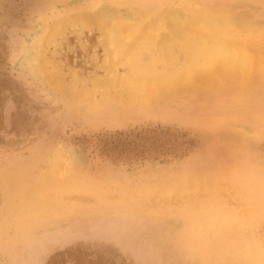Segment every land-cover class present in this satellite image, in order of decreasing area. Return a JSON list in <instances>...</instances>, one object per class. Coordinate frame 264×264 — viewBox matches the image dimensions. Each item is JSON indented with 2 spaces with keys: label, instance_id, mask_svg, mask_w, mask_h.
Masks as SVG:
<instances>
[{
  "label": "rangeland",
  "instance_id": "374dc122",
  "mask_svg": "<svg viewBox=\"0 0 264 264\" xmlns=\"http://www.w3.org/2000/svg\"><path fill=\"white\" fill-rule=\"evenodd\" d=\"M108 8L120 10L116 15H122V19L116 16L109 21V27L105 26L109 32L106 34L95 19ZM242 12L251 13L253 16L248 17L260 24L257 26L251 19L254 23L249 21L251 28L245 26L249 30L244 27L247 32L239 31L241 36L246 42L248 38L263 39L264 0H0V264H264V178L254 173L260 170L264 175V160L261 161L264 159V125L253 131L241 125L239 131L223 136L221 132L208 130L205 124L196 125L194 116L183 107L154 113L144 105H137L136 113L125 116L102 113L103 116L95 109L97 102L109 92L105 97L116 99L120 98L117 93L121 89L129 90L127 96L124 93L120 98L126 102L140 101L147 94L144 89H134V85L124 84L128 86L123 87L121 79L127 76L126 67H117L111 74L106 70L113 56L117 61L118 56L113 54L119 53L118 49L125 46L121 44L126 40V45L132 42V47L121 52L126 55L123 58L136 52L141 44L160 38L157 30L163 29L157 26V16L159 19L176 13L184 22L189 15L204 24L208 16L228 19ZM55 22H59L58 26ZM231 28L238 26L233 22ZM256 29L258 32H253ZM105 39L109 41V53H105L101 44ZM250 56H243L242 61ZM241 58L239 64L244 63ZM199 60L204 61V58ZM246 61L245 65L249 62ZM262 70L255 69L264 73ZM111 75L121 77L116 88L109 91L101 88V82L108 81ZM151 82L149 86H153ZM65 101L76 105L65 107ZM90 103L95 110L92 116L84 117L79 107ZM256 109L262 110L260 105ZM41 163L57 166L52 169L57 178L64 176V169L65 175L75 171L100 185L104 183L102 189L107 192L112 188L110 184L105 185V180L106 183L140 181L139 184L152 191L160 185H182L193 179L201 182L204 190L205 186H215L216 193L206 190L204 195H217L235 219L224 225H213L209 216L201 221L191 217L195 224L176 218L171 219L170 224L162 220H121L113 215H93L88 213L87 207H79L76 215L69 217L70 222L63 224L64 228L54 225L46 231L42 220L39 216L33 217L31 210L35 209L41 216L43 208L53 201L48 204L42 199L33 202L30 208H23L25 196L2 193L4 173L9 168L13 176H20L19 170L27 172ZM71 186L75 193L85 191L79 183ZM67 190L70 189L53 191L54 198H61ZM153 192L157 195L155 190ZM170 193L179 194V198L183 194L192 196L189 190L182 188ZM54 214L55 211L52 218ZM60 218L58 213L55 221L60 222Z\"/></svg>",
  "mask_w": 264,
  "mask_h": 264
},
{
  "label": "bare ground",
  "instance_id": "6f19581e",
  "mask_svg": "<svg viewBox=\"0 0 264 264\" xmlns=\"http://www.w3.org/2000/svg\"><path fill=\"white\" fill-rule=\"evenodd\" d=\"M126 5H129V4H126ZM134 6L135 5H133V7ZM126 9L128 10V8ZM115 10L116 9H112V10H110L109 8L105 9L102 11L101 16L97 18V20L95 19V22H97V24H99L98 26L101 27L102 32L106 34L109 33L106 31L108 30V27H109L108 22L109 21L111 22V20L115 18L116 16H117L116 18L120 16V15H116L117 12H119L120 10L119 11L117 10V12ZM172 10L173 9H171L170 11ZM195 10L197 11L198 9H195ZM142 12L146 13L144 11ZM124 13H126V11L123 12V14ZM119 14H122V13L120 12ZM161 14L163 13L161 12ZM249 15L250 17L253 16V15L251 16V13ZM249 15H246L242 12L240 14H237L234 18H228V19H223V18L219 19L220 16H218V18H210L207 15L208 18L206 19L204 24H202L203 23L202 20H201L202 23H200L198 19L195 18L194 16L189 18V15H188V19L185 20L184 22L182 21L183 18L177 16L176 13H173V14L170 13V15H165L159 19H158V16L156 15L157 16L156 20H158V23L155 22V24L157 23V26L159 25L162 26V29H163V31L161 30L160 32L157 30L158 37L160 38L154 39V41L149 40L147 41L146 44H141L140 47L136 48L138 49V50H135L136 52H132L128 55V57L123 58L126 55L124 54L122 55L121 52L123 50L129 49L132 47V44H131L132 42L131 43L128 42V44L129 43L130 44L126 45L127 40L124 38L126 40V43L121 44V45H125V46H120V49H118L119 53L113 54L115 56L116 55L118 56L117 61H116V58L113 56L112 57L113 61L112 60L110 61V63L111 62L112 63L108 66L106 70L107 74H111L113 70L117 67H120V66L126 67L128 69V73L125 75L127 76L121 79V82H123L122 83L123 87L128 86V85L124 86V84H130V87L131 85L132 87L134 85L135 86L134 89L135 88L144 89L145 92L147 91V94L145 95V93L143 92L145 96L140 101H137L136 99L134 101L126 102L124 101V98H122L123 100H121L120 98L123 97L122 94L124 93L125 94L127 93L126 95L124 94L125 96H127L129 94V90L128 92H126V89L121 86V88L123 89H121L120 92L117 93V96H119L120 98H116V99L115 97L106 98L105 96L107 94L110 95V92L107 93V91L105 90L108 89L109 91L110 88L115 87L121 78L118 76L119 74L113 75V76L111 75L112 77L108 78V81L103 80L102 81L103 83L101 82L100 86L101 88L102 86L104 87L103 89L105 90L103 89L102 90L105 91L107 94L104 96V99L101 98V100H99L100 102H97L95 109H98L99 113L101 114L103 113L105 115L115 114L119 116H125V115L133 114L132 112L136 111L137 105H144L148 111H155L154 113H157L159 111H164L168 108L171 109V107L172 108L173 107L174 108L183 107L187 109L191 115L194 116L193 122L195 124L198 123V125L200 126H201L200 123L205 124L208 127V130H211L214 133L221 132L223 136L229 135L232 132L239 131V129L242 128L241 125H247V126H243V127H246L243 129L245 130L250 129L251 131L255 130L258 126L262 127V125H264V73L256 72L255 69L260 68L261 70L263 68L264 70V58H263L264 57L263 56L264 55V38L263 39L258 38V40H256V38L255 39L248 38L246 42L245 37L241 36L240 32H247L249 30V29L247 30V27L250 26L248 28H251L254 21L257 24V26L260 24L259 22H257L258 20L249 18L248 17ZM251 19L254 21L252 22ZM218 20L222 21V23L218 24L217 23ZM80 21L79 23H81ZM249 21L252 22V24L248 23ZM95 22L92 21L91 23H95ZM233 22L238 26V28L236 29L231 28L233 26ZM58 23L59 22H55L56 26H58L57 25ZM121 23H123L122 25H124V22H122V20H121ZM61 25L63 24L61 23ZM88 26H91V25H88ZM92 26H96V25L92 24ZM105 26H108L107 29H105ZM153 26L155 27V25ZM126 27H124V29H127ZM244 27L246 28L247 31L245 30ZM118 28L123 30L121 27H118ZM136 28L134 29L136 30ZM258 29L254 30L253 32L255 31L258 32ZM141 30L142 32L144 31L145 33V30L143 29ZM50 35H52V33ZM104 36L106 35L104 34ZM108 36L110 35L108 34ZM247 36H248V33H247ZM251 37H254V36H251ZM153 38H155V36ZM125 40L122 39V41L124 42ZM53 41L51 43H53ZM107 42H109L108 39H105L101 42L105 53L106 51L109 53L108 48H110V46L108 47ZM111 43L112 42H110V45ZM131 50H133V48L130 49L129 51ZM113 52H115V50ZM248 52L251 54H249ZM110 53L112 54L111 51ZM245 55H248V57L252 55V58L250 56V59L248 58L247 60L249 62L245 60L248 63L246 65L244 64L245 61H242V59L244 60L243 56ZM240 57H242L241 61L244 62L242 64H239L240 62H238L240 61ZM201 58H204V61L199 60ZM262 58L263 60H261ZM261 74L263 75L261 76ZM153 75L155 76L153 77ZM165 77L170 79V80L166 79L170 82L168 81L166 82L164 79ZM151 81H153V86H149ZM66 91L68 92L69 90H66ZM130 91L132 92V90ZM71 104L73 106L76 105L74 104L73 101H65L64 106L69 108V107H72ZM258 105H260V108L262 109L260 112L256 109ZM93 106L91 105V103L90 105L82 104L79 107L80 113L84 117L92 116V113L95 110ZM97 114L98 113H96V115ZM103 119H105V117L102 118L101 120ZM46 152H47V149H46ZM263 160L264 159H262L261 161L263 162ZM231 163L233 164L234 162H231ZM22 164H24V162L21 163L20 165ZM51 164H52V161H51ZM9 167H12V166L10 165ZM54 167L41 163L35 167H31L29 171L27 172L26 171L22 172V170H19L18 168V170L21 171L20 176H13V174H11L13 173L12 172L13 170L11 171L9 170L11 168L9 169L7 168L8 171L4 173V178H3L4 187H2L3 188L2 193L4 194V196H15V197L25 196L26 205L23 204L22 206L23 208L25 206L26 207L28 206L30 208L33 202H36V201L40 202L42 199L43 201L45 200L46 202H48V204L50 201H53V202H50V206L52 205L51 207L48 206L49 208L48 207L43 208L44 209L43 211H41L42 209L40 210L41 212H43L42 213L43 215L41 214V216L39 215L40 213L39 214L35 213V209L31 210L32 212H34L32 213L33 217L39 216V218L42 220L41 225L44 226L43 228L44 230L46 229V231L48 229H51L54 225L56 227L63 226L64 228L63 224L70 222L68 221L69 217L73 216L76 213V211H78L79 207L80 208L87 207L89 214H93V215L100 214V215H106V216L113 215L116 218H119L121 220L141 218V219H145L150 222L154 220H162V221H165L166 223L168 222L170 223L171 219L177 218L179 219V221H185L188 223L195 224V222L191 220V217L195 218L198 221H201V219L206 220L209 216V220H212L213 225H217V224L224 225V223H227L231 221L232 219L233 220L235 219L227 211L224 203L219 199V197H217V195L215 194H212L209 196L204 195L206 190L214 193L216 191L215 186L213 185L205 186L206 190H204L202 188V183L199 181L198 183H196L193 181V179L188 180V183H186L187 181L185 182V184L182 183V185L177 184V183L174 184V186L173 185L172 186L160 185V186H157L158 188L153 189L152 191L150 189H147L145 185L139 184L141 183L140 181H135V180L128 181L127 180L124 183H120V182H114V183L107 182L106 183V180H105L104 181L105 185L108 187V185L110 184L109 187L112 188V190H109L107 192L105 191V189H102V187L104 188V186H102L104 185V183L100 185L99 182L98 184L94 180H91L92 179L91 177H90L91 179L84 178L83 176L78 175L79 173L77 174L75 171H70L68 174L65 175L63 174L65 169L64 170L62 169L63 170L62 175L64 176L57 178L52 170ZM60 168H63V167H60ZM27 170H28V165H27ZM261 170H263V168ZM14 171H17V170H14ZM18 173L20 174V172ZM254 173L264 178V175L262 174L260 170H256ZM259 176L256 178H259ZM250 179H251V176H250ZM77 183H79L85 188V191L83 192V194H80V192L75 193L71 190V187H72L71 185H75ZM246 185H249V184H245L244 186ZM60 188H68L70 190L65 191V193L62 195L61 198L59 197L54 198L53 191H57ZM89 188L91 189L89 190ZM178 188L179 190L180 188H182L184 189V191L189 190L192 196L187 195V197H185L183 194L182 197H185V199H182V197L179 198L180 197L179 194H178L179 197L176 194L170 195L171 194L170 192H174ZM157 189H159L158 192H157ZM261 189L259 190L262 191ZM154 190L157 192V195L156 194L154 195V192H153ZM164 195H167L168 197ZM170 197L172 198L170 199ZM36 204H38V202ZM53 211L56 212V214H54L55 218H52ZM58 213H59V217H61L60 218L61 221L59 220L60 222L55 221L56 215ZM31 221H32V218L28 220V222H31ZM172 222L170 224H172ZM58 224H61V225L57 226ZM39 229L42 230V227L39 226ZM189 243L191 245V242ZM196 249L198 250V248Z\"/></svg>",
  "mask_w": 264,
  "mask_h": 264
}]
</instances>
